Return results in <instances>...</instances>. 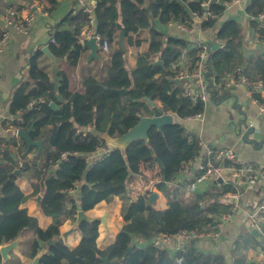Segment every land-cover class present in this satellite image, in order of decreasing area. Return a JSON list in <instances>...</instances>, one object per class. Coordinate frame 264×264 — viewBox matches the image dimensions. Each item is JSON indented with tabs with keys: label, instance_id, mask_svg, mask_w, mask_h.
Returning a JSON list of instances; mask_svg holds the SVG:
<instances>
[{
	"label": "trees",
	"instance_id": "obj_1",
	"mask_svg": "<svg viewBox=\"0 0 264 264\" xmlns=\"http://www.w3.org/2000/svg\"><path fill=\"white\" fill-rule=\"evenodd\" d=\"M208 1L95 0L97 32L110 44V52L101 54V61H89L87 41H79L89 21L83 9L70 11L52 28L49 50L55 59L65 60L67 71H58L57 82H52L41 65L44 53L39 48L29 57L23 79L10 100L14 118L1 123L4 131L12 129L13 134L0 136V248L23 237L20 247L24 256L34 260L41 251L46 252L40 264H103V257L120 264H228L222 251L205 252L190 244L173 254L150 243L154 237L175 235L182 230L212 231L217 229L218 217L231 212L222 195L233 190L232 185L217 184L192 194L187 188L191 180L179 182L184 166L201 154L200 140L179 120L204 113L206 105H194L185 97L175 75L184 52L192 66L200 47H191L188 40L159 28L170 23L193 28V13H202V4ZM211 1L209 10L217 18L203 21L199 26L203 30L217 26L231 0ZM0 3L6 9L10 4L18 10L24 6L12 0ZM42 3L48 13L59 5L58 0ZM245 12L257 43L264 46V24L259 20L264 13V0H251ZM122 32L125 52L120 45ZM2 35L0 32V38ZM215 41L219 47L209 55L213 72L209 79L217 102L230 96L225 78L238 67L243 68L249 80H264V52L248 56L244 53V33L237 20H224L215 31ZM144 45V52L137 53L132 67L127 66L129 48L143 49ZM83 61L86 65L81 83L74 84L75 70ZM116 89L124 90V95ZM251 97L264 105L261 92L254 91ZM149 99L160 103L164 113L174 114L178 120L164 126L161 132L153 127L148 141H134L125 151L107 150L109 138L124 135L141 116L153 115ZM51 103L59 109H53ZM32 124L31 138L43 141L39 152L34 147L28 149L17 137L18 130H26ZM103 149L107 151L90 162L89 157ZM155 158L162 163L164 173ZM156 168L159 180L132 199L128 191L131 181ZM21 177L32 183L33 196L42 195L41 211L53 220L48 228H41L23 207L28 197L18 184ZM154 189L166 197L165 208H159L156 199L152 202V195L157 193ZM115 198L121 201L123 226L114 242L100 249L101 220H84L76 227L78 209L85 211L89 205L95 207L104 201L111 204ZM66 221H71L82 236L76 247L66 245L62 238L60 228ZM261 230L260 238L241 227L231 251L232 264H246L252 249L264 251V222ZM0 264L22 261L14 251L3 261L0 251Z\"/></svg>",
	"mask_w": 264,
	"mask_h": 264
},
{
	"label": "crops",
	"instance_id": "obj_2",
	"mask_svg": "<svg viewBox=\"0 0 264 264\" xmlns=\"http://www.w3.org/2000/svg\"><path fill=\"white\" fill-rule=\"evenodd\" d=\"M17 4H22L26 7H30L33 2L38 0H13ZM42 3V0H39ZM59 5L52 13L47 15L38 16L32 32L29 35H25L15 29H10L9 39L0 45V136H10L13 134V130L4 131L2 128V121L4 119H13L10 114V100L14 94L15 88L18 83L23 79V76L28 67L29 57L36 52L39 48H43L50 42L52 28L70 11L75 10L78 6L79 0H58ZM86 4L91 5L95 0H84ZM43 4V3H42ZM44 6V5H43ZM6 11V6L0 3V20ZM226 19H235L242 26L244 33V53L248 56L253 52H264V46L257 43L254 32L250 27V19L245 12V8L241 6H234L225 11L224 15L218 20L217 26L213 29L203 30L199 26L190 31H184L176 26H160L159 28L166 33L188 40L191 43V47L199 44H207L211 50L217 49L219 43L215 41V31ZM0 32H4L3 24H0ZM91 52L89 51V55ZM86 56V55H84ZM41 65L48 72L52 82L57 81L56 74L58 71H67L68 66L65 60H57L44 54L41 58ZM78 69L75 70V76L78 75ZM82 75V74H81ZM56 83V82H54ZM81 83V79L78 81ZM230 92V96L226 99L217 102L215 99L210 100L206 104L204 112V121L202 122H183L179 120L188 132L194 133L199 140L210 143L217 147L233 148L238 156L245 161L255 163L259 166H264V148L259 149L257 145L247 144L243 141L242 133L247 132L248 129H243L239 133L237 122L242 118V113L248 116L249 125L253 124L256 128V135L250 136L251 139H256L258 145L264 139V115L260 112L258 104L252 100V94L247 86L239 84L234 88H227ZM177 120L178 118L175 117ZM176 121V120H175ZM113 148L108 147L107 150ZM103 149L98 151L93 157H89L90 162L95 158H99L104 152ZM195 166V165H194ZM138 177V176H137ZM135 179V178H134ZM132 182V181H131ZM18 184L23 190L24 194L28 197L23 207L27 209L29 215L35 217L38 220L39 226L43 229L48 228L53 222L51 217L44 215L41 211L37 198L40 195L33 196V185L25 177H21L18 180ZM131 184V183H130ZM129 184V195L132 187ZM156 190V189H154ZM205 191V190H203ZM156 200L157 206L160 208L159 203H163L164 197L157 190ZM137 196V195H136ZM132 199L133 196L130 195ZM155 200V201H156ZM264 201V184H260L255 190L249 191L242 198L241 208L232 217L223 230V237L220 241H201L196 242L195 247L205 252H218L222 251L227 258L228 264H232L231 251L234 247V242L239 235L241 227L250 229L248 223V217L252 208H255L261 201ZM166 198L164 200L166 207ZM114 204L116 213L121 218V201L119 198L111 204H107L105 201L96 205L93 209L94 216H89V212H85L89 217L93 219H100L107 213L106 226L100 223V237L98 239V246L100 249H105L112 244L123 226L121 225L118 231H114L107 221L110 218V212L112 211L111 205ZM90 207H93L89 205ZM99 206H106L104 211L97 210ZM253 206V207H252ZM164 207V208H165ZM264 221H262L263 223ZM62 238L66 245L76 247L81 242L82 236L80 232L75 228V225L71 221H66L60 228ZM263 236V232L260 229V238ZM24 241L23 237H20V243L18 250L14 253L21 259L22 264H32L33 260L24 256L21 252L20 244ZM143 245V242H139ZM143 243V244H142ZM173 252V248H168ZM264 259V251L260 249H252L249 251L246 264H251L252 260L257 255H261Z\"/></svg>",
	"mask_w": 264,
	"mask_h": 264
},
{
	"label": "built area",
	"instance_id": "obj_3",
	"mask_svg": "<svg viewBox=\"0 0 264 264\" xmlns=\"http://www.w3.org/2000/svg\"><path fill=\"white\" fill-rule=\"evenodd\" d=\"M7 1L10 2V0ZM211 2L210 0L202 4L205 8L202 13H193L194 22L196 20L203 22L217 18V15L209 10ZM250 2L251 0H231L226 3V8L229 9L234 6L245 8ZM77 6V9H83L88 14L89 20L87 27L79 36V41L85 42L95 38L101 54L109 53V42L103 39L97 32V21L94 14L96 2L88 5L84 0H79ZM47 13L39 0L33 2L30 7L23 6L20 10L17 9L15 4H10L1 17L4 32L0 38V45L9 39L10 29H15L25 35H29L33 30L38 16L47 15ZM259 20L264 24V13L260 15ZM169 25H174L184 31H190L196 28V25L193 28H188L182 24L170 23ZM198 47H200V52L197 61L192 66L189 65L186 51L184 52L179 63L180 70L176 72L175 79L178 81L183 95L189 98L194 105L199 102L206 105L211 100L209 79V55L211 48L207 44H199ZM224 84L226 88H234L242 84L248 87L251 94L257 91L261 92L264 96V80L256 82L249 80L244 75L242 67L236 68L232 75L226 77ZM256 104H258L260 112L264 115V105H260L257 102ZM174 116L177 117L176 115ZM180 120L183 122H202L204 121V113H198ZM252 125L250 124V126ZM200 146L201 154L195 160L184 166L179 182L184 184L185 180H191L192 183L187 188L190 193L195 194L216 186V180L221 178L223 180L221 185L230 184L233 186V190L222 195V199L230 204L231 212L218 217L217 229L212 231L199 232L198 230H182L175 235H161L150 240V243L156 248H173V254L177 251H184L186 246L190 244L195 245L196 242L220 241L223 237L225 225L231 221L233 214L241 208L243 195L255 190L260 184H264V166L242 160L233 148L217 147L201 140ZM241 185L243 186V191ZM262 221H264L263 200L255 208L251 209L248 217L249 226L259 231ZM262 255H257L251 264H264V259L261 258Z\"/></svg>",
	"mask_w": 264,
	"mask_h": 264
},
{
	"label": "water",
	"instance_id": "obj_4",
	"mask_svg": "<svg viewBox=\"0 0 264 264\" xmlns=\"http://www.w3.org/2000/svg\"><path fill=\"white\" fill-rule=\"evenodd\" d=\"M0 24H3V20H0ZM196 26H200L202 22L200 20L195 21ZM87 47L89 48L91 54L89 56V61L92 59L96 60H102L101 58V52L99 45L96 42L95 38H92L86 42ZM120 45L121 49L123 52L126 51L125 47V32H122L121 34V40H120ZM42 51L44 54L50 56L51 58H55L54 55L50 52L48 44L42 48ZM157 64H162L161 62ZM213 72L210 69L209 71V76L212 75ZM178 83V81H177ZM212 83H210L211 85ZM117 92L121 93L124 95L125 91L124 90H117ZM211 100H214V93L211 91ZM152 111L153 115L152 116H141L140 121L131 129H129L124 135L117 137V138H109L107 141L108 146L107 147H112L118 148L122 151H125L128 146L133 143L134 141L137 140H145L148 141L149 139V131L153 128L156 127L158 131H162L164 126L171 125L175 123V116L171 113H164L159 106L155 104V102L151 101L150 99L148 100ZM51 107L55 110H58L59 107L56 106L54 103H51ZM242 118H240L237 122V127L239 128V133L242 132L243 129H248L247 132L242 133L243 141L247 144H254L257 145L259 149L264 148V139L261 141V144H257L258 141L256 139H251L250 136L256 135L257 130L254 126L249 125V120L248 116L244 113H242ZM34 130V124L30 126V128L26 130H18L17 132V137L25 142L27 145V148L30 149L32 147L37 148V152H39L42 149V140L39 141H34L31 138V132ZM152 155L155 156L154 151L151 149ZM156 161L158 162L159 166L162 168V172L164 173V167L162 166V163L158 158H155ZM163 180H165V177H163ZM222 179L216 180V184L221 185L222 184ZM1 194V190H0ZM158 194H153L152 195V202H155V199ZM42 195H39L37 198V201L39 205H41L42 201ZM106 218H107V213L101 218V222L103 225L106 226ZM92 221L93 218L89 217L85 211L79 207L78 209V215H77V221H76V227H79L80 223L82 221ZM253 235L256 237H260V231L258 229H253L252 230ZM19 243H20V238L14 240L13 242L3 245L0 248L1 255L3 258V261H7L10 258V253L13 251L18 250L19 248ZM46 252L43 250L41 251L33 260L32 264H40L41 257L45 254ZM103 264H120L118 262H111L109 260V257H103L102 258Z\"/></svg>",
	"mask_w": 264,
	"mask_h": 264
},
{
	"label": "rangeland",
	"instance_id": "obj_5",
	"mask_svg": "<svg viewBox=\"0 0 264 264\" xmlns=\"http://www.w3.org/2000/svg\"><path fill=\"white\" fill-rule=\"evenodd\" d=\"M146 45V44H145ZM143 46V49H135L134 47H130L129 48V52L127 54V66H129L130 68L132 67V65L134 64V61L136 60V55L137 53H142L144 52L146 46ZM142 50V51H141ZM105 55V54H103ZM107 56V55H106ZM104 56V60H105V63H107V57ZM85 61L82 62L81 66L79 67L78 69V75L77 76H73V82L74 84L78 83V81L80 79H82V69L83 67H85ZM97 68V67H96ZM54 82H57V81H54ZM157 106H160V103H155ZM175 120L177 121V119L175 118ZM112 148V147H110ZM159 180V170L156 168L154 171H146L144 172L141 176H138L136 177L135 179L132 180L130 186L132 187V190L130 193V195L133 196V198L136 197V195L140 194L141 192H144L146 189H150L153 185V183L155 181ZM156 191V190H155ZM163 200L162 202L163 203H159L160 204V208H164L165 207V203H164V200H165V196L162 197ZM112 211L110 212V218H109V221H107L109 223V225L112 227L113 229V233L114 231H118L121 227V225L123 224V219L122 217L120 218L119 215L116 213V208L114 207V204L110 206ZM95 207H87L85 208V212H89V216H94V212H93V209ZM106 209V206H99L97 210L99 211H104Z\"/></svg>",
	"mask_w": 264,
	"mask_h": 264
}]
</instances>
